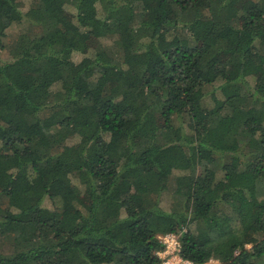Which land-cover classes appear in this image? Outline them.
<instances>
[{
    "label": "trees",
    "instance_id": "1",
    "mask_svg": "<svg viewBox=\"0 0 264 264\" xmlns=\"http://www.w3.org/2000/svg\"><path fill=\"white\" fill-rule=\"evenodd\" d=\"M237 1L0 0V264H155L165 233L264 264V0Z\"/></svg>",
    "mask_w": 264,
    "mask_h": 264
},
{
    "label": "built area",
    "instance_id": "2",
    "mask_svg": "<svg viewBox=\"0 0 264 264\" xmlns=\"http://www.w3.org/2000/svg\"><path fill=\"white\" fill-rule=\"evenodd\" d=\"M157 240L163 246V250L156 254L155 264H191L178 256L179 243L174 233L160 235Z\"/></svg>",
    "mask_w": 264,
    "mask_h": 264
},
{
    "label": "rangeland",
    "instance_id": "3",
    "mask_svg": "<svg viewBox=\"0 0 264 264\" xmlns=\"http://www.w3.org/2000/svg\"><path fill=\"white\" fill-rule=\"evenodd\" d=\"M24 1H26V0H24ZM246 3H248V0H238L236 3H235V5L237 6V8L239 9L240 7H243V5L244 4H246ZM11 38V35H8V38L4 41V43L7 45V43H8V41H9V39ZM4 44V45H5ZM95 43H93L92 45H94ZM91 45V46H92ZM1 55H0V59L1 60H3L4 59V56L2 55V54H4V53H0ZM81 59V57H79V58H76L75 60L76 61H79ZM46 206H48V205H46Z\"/></svg>",
    "mask_w": 264,
    "mask_h": 264
}]
</instances>
